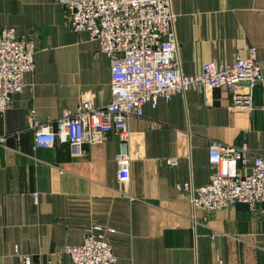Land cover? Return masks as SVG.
<instances>
[{
	"label": "crops",
	"instance_id": "obj_1",
	"mask_svg": "<svg viewBox=\"0 0 264 264\" xmlns=\"http://www.w3.org/2000/svg\"><path fill=\"white\" fill-rule=\"evenodd\" d=\"M171 3L184 73L230 62L251 47L264 73V0ZM70 20L55 0H0V27L14 26L36 44L34 70L0 113V264H26L24 255L73 264L65 249L93 222L112 242L115 264H264L262 203L193 212L179 187L209 181L212 140L263 151L262 85L252 110L234 107L231 90L191 87L145 104L143 115L129 118L127 141L111 130L84 143L79 156L68 141L37 146L34 121L55 119L86 98L105 105L112 96L110 57ZM119 153L130 158L128 181L118 176Z\"/></svg>",
	"mask_w": 264,
	"mask_h": 264
},
{
	"label": "built area",
	"instance_id": "obj_2",
	"mask_svg": "<svg viewBox=\"0 0 264 264\" xmlns=\"http://www.w3.org/2000/svg\"><path fill=\"white\" fill-rule=\"evenodd\" d=\"M71 11V27L86 30L100 49L110 57L111 99L98 106L86 98L75 107L46 121H34L37 146L68 141L72 154H83V145L103 139L116 130L122 141L129 139V118L141 116L144 105H156L160 98L170 99L191 87H221L234 92L233 106L255 108L254 89L264 73L256 57V48L248 55L237 54L230 62H204L201 69L184 73L179 58V40L171 0H55ZM36 44L32 37L20 35L14 26L0 27V113L13 102L25 86V75L35 68ZM243 86L244 89H239ZM5 137L0 135V143ZM209 161L214 170L209 181L200 186L187 181L185 190L193 212L199 208L220 209L245 202L264 210V149L249 151L246 145L212 140ZM118 176L130 179V158L117 154ZM172 163L176 161L171 159ZM37 194V192H35ZM98 223H90L79 243L67 245L73 264H115L113 245ZM26 264H52L24 255ZM220 263L222 259L219 258Z\"/></svg>",
	"mask_w": 264,
	"mask_h": 264
}]
</instances>
